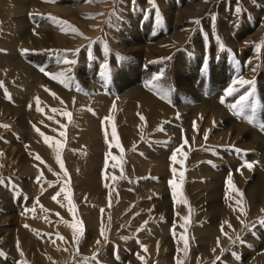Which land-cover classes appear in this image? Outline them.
<instances>
[{
	"label": "rangeland",
	"instance_id": "1",
	"mask_svg": "<svg viewBox=\"0 0 264 264\" xmlns=\"http://www.w3.org/2000/svg\"><path fill=\"white\" fill-rule=\"evenodd\" d=\"M7 1L0 264H264V0Z\"/></svg>",
	"mask_w": 264,
	"mask_h": 264
},
{
	"label": "snow or ice",
	"instance_id": "2",
	"mask_svg": "<svg viewBox=\"0 0 264 264\" xmlns=\"http://www.w3.org/2000/svg\"><path fill=\"white\" fill-rule=\"evenodd\" d=\"M47 2H55V0H47ZM132 2L133 3H135V0H132ZM150 2L153 4V6L155 7V0H150ZM240 11V9L239 8H237V12H239ZM49 18H51V17H49ZM196 23H199V21H196ZM73 31H76L75 29H73ZM82 35V34H81ZM65 63H75V61H67V60H65L64 61ZM105 68L107 69V65H105ZM41 71H44L43 69H41ZM47 75H50V76H52V74H49V73H46ZM60 75H63V73H61ZM52 78H56L55 76H52ZM240 83H242V84H254V82L253 81H240ZM226 92H227V94L228 95H231L233 92H234V89L233 88H228L227 90H226ZM8 94L6 93V96H7ZM54 95V94H53ZM252 95V93H248L247 95H243V96H241L240 97V102L242 103V102H244V101H246V100H248L249 99V97ZM10 98V97H9ZM38 102V101H37ZM223 102V101H222ZM232 107L233 108H236L237 107V105H232ZM252 108H253V111H255V104H253L252 105ZM39 110V109H38ZM53 111H56L55 109H53ZM66 115H68L69 117H70V113H68V114H66ZM141 119L143 120L144 118L141 116ZM251 122V121H250ZM0 127H4V128H7V127H9V125H7V124H4V125H0ZM260 129H261V131H264V123H262L261 125H260ZM38 132H39V129H36ZM115 135H116V133H115V129H113V137H115ZM44 139H45V141L47 142L48 141V137L47 136H45L44 137ZM176 151H180V149H177ZM236 151L237 152H242L243 150H241V149H236ZM35 159L36 160H41V158L39 157V155H36L35 156ZM113 159H115V157H113ZM57 160L59 161V156H57ZM171 160L173 161V162H175L176 161V155H175V153L172 155V157H171ZM245 164H246V166L247 167H249V168H251L252 167V165L250 164V163H248V162H245ZM60 167L63 169L64 168V165H63V163L62 162H60ZM172 172L173 173H175L176 172V169L175 168H173L172 169ZM65 175H67V173H65ZM180 175H181V178H183V173H180ZM39 179V178H38ZM113 179H115V177H113ZM0 182H2V181H0ZM170 183H171V185H172V187H173V189L175 190V189H177L179 186L175 183V182H172V181H170ZM229 184H231V178H229ZM53 199H55V197H53ZM185 203H187L186 201H184ZM71 203V202H70ZM71 210V209H70ZM262 212H264V209H262L261 210ZM184 219V221H185V224H187L188 223V217L186 216V217H184L183 218ZM261 226H264V218H259L258 219V221H257ZM243 223V222H242ZM231 225H229V227H230ZM255 225L253 224L252 225V227H254ZM25 227H28V225H25ZM73 227L74 228H76L78 231H80V228H79V225L77 224V225H73ZM222 230H223V228H222ZM102 235H103V231H102V233H101ZM75 235V234H74ZM225 235H227L226 233H225ZM61 239H63L62 237H61ZM182 239H184V246H185V248H187V246H188V242H187V239H185V238H183L182 237ZM240 239V237L239 236H237V240H239ZM97 243H99V241H97ZM146 250V249H145ZM0 255H4L2 252H0ZM217 259H219V258H217ZM178 264H179V262H178Z\"/></svg>",
	"mask_w": 264,
	"mask_h": 264
},
{
	"label": "bare ground",
	"instance_id": "3",
	"mask_svg": "<svg viewBox=\"0 0 264 264\" xmlns=\"http://www.w3.org/2000/svg\"><path fill=\"white\" fill-rule=\"evenodd\" d=\"M6 1H7V0H0V4H4ZM10 1L14 2L13 0H9V1H7V2H10ZM27 4L29 5V2H28ZM18 5H19V7H25V5H24L23 3H20V4L18 3ZM43 26H44V25H43ZM43 26H42V27H43ZM40 28H41V27H40ZM39 30H40L41 33H42V32L44 31V28L39 29ZM39 30H38V31H39ZM50 36H51V35H50ZM39 37H40V36H39ZM54 37H56V36H54ZM57 38H58V37H57ZM124 41L128 42L129 40H128V39L126 40V39L124 38ZM131 44L134 45V44H136V43H135V42H134V43L131 42ZM136 48H137V45L134 46V47H130V50H131V51H134V49H136ZM141 49H142V48H141ZM141 49H140V50H141ZM138 52H139V51H138ZM29 71H30V70H29ZM29 75H30V74H29ZM24 79H25V78H24ZM186 85H187L188 87H190V85H188V84H186ZM143 97H144V96H143ZM145 99H146L145 102L149 103V105H150V102H149L148 98H144V100H145ZM13 114L15 115L16 113L14 112ZM21 118H22V117H21ZM20 122H24V120H21V119H20ZM24 126H25V125H24Z\"/></svg>",
	"mask_w": 264,
	"mask_h": 264
}]
</instances>
